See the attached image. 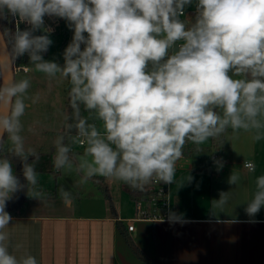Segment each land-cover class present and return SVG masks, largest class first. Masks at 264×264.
<instances>
[{
  "label": "clouds",
  "instance_id": "clouds-1",
  "mask_svg": "<svg viewBox=\"0 0 264 264\" xmlns=\"http://www.w3.org/2000/svg\"><path fill=\"white\" fill-rule=\"evenodd\" d=\"M192 3L0 0V16L29 26L0 31V151L8 145L0 157V264H38L30 254H11L5 231L13 220L6 211L13 194L27 190L34 198L43 196L36 191L39 154L26 149L22 135L30 80L11 74L12 63L24 55L36 72L70 84L71 114L54 141L53 165L74 171L80 184L97 177L134 190L173 184L187 142L201 145L229 129L233 136L242 131L264 140V0H197L194 21L182 20ZM45 17L65 20L73 32L63 64L44 58L53 43ZM12 158L22 163L24 183ZM215 164L217 170L223 167L221 160ZM243 167L255 171L252 162ZM239 179L233 171L228 183ZM57 191L65 205L72 203L70 191L63 186ZM229 195L220 192L211 202L213 212H223ZM262 207L264 174L256 177L245 213L255 217ZM168 220L185 222L172 211Z\"/></svg>",
  "mask_w": 264,
  "mask_h": 264
},
{
  "label": "crops",
  "instance_id": "crops-1",
  "mask_svg": "<svg viewBox=\"0 0 264 264\" xmlns=\"http://www.w3.org/2000/svg\"><path fill=\"white\" fill-rule=\"evenodd\" d=\"M58 33L64 36L63 44L73 36L65 20ZM29 66L28 74L18 75L24 78L36 73ZM249 162L255 164L254 172L241 164H223L219 170L203 164H177L167 215L175 212L185 222L174 223L168 218L136 220L132 231L127 230V220L136 218L137 203L121 181L98 177L109 188L116 216L109 202L97 193L99 187L94 180L93 186L80 185L70 205H65L59 195L47 200L51 204L46 200L20 204L23 195L19 194L20 201L12 198L6 207L13 218L5 229L9 252L18 258L30 254L38 264H145L130 248L128 238L156 264H264V207L255 217L245 213L256 177L264 174V164ZM233 171L240 176L235 185L228 183ZM222 191L230 193L228 202L223 212H213L211 202L218 200ZM80 196L89 201L81 204ZM18 205L22 206L20 211L9 212Z\"/></svg>",
  "mask_w": 264,
  "mask_h": 264
},
{
  "label": "rangeland",
  "instance_id": "rangeland-1",
  "mask_svg": "<svg viewBox=\"0 0 264 264\" xmlns=\"http://www.w3.org/2000/svg\"><path fill=\"white\" fill-rule=\"evenodd\" d=\"M194 18L190 20V22L194 21ZM50 38L53 43L46 52V55H44V58L46 60H55L56 62L63 64L62 54L71 39L69 42L63 44L65 39L61 33L53 34ZM15 77L16 79L23 78V76H19L18 74H16ZM24 78L30 80V88L28 89V96L30 99L27 101L30 104V107L26 109L25 115L21 118L24 125L22 135L25 139V147L26 149L32 148L37 153L42 152L43 154H51L52 163L49 172L44 174L38 173L39 183L36 191H41L43 193L42 197L34 198L32 197L33 193L31 191L28 195L27 190H23L13 194V198L15 202L18 203L20 201L18 200V195L20 194L24 197L26 195L27 197V199L24 197L21 198L22 201H20V204L26 200L27 203H38L36 201L46 200L45 202L47 204H51L49 201L59 195L57 189L60 186H63L66 190L70 191L74 197L81 190L80 185L87 188L88 184H92L91 181L86 184H80V177L74 171H57L53 165L55 153L54 141L62 132L65 117L68 116V86H70V84H68L67 80H50L44 74L38 72L31 73ZM32 99H35L34 103L32 102ZM81 114L85 117L89 116V113L85 112L83 108L81 109ZM89 122H92V120L90 119ZM96 122L99 126L100 122ZM30 128L33 130L29 131ZM219 141L220 138L211 139L204 144L198 145L193 154L179 160L177 164L181 166L194 164L197 167L203 164L205 166H210L211 168L217 167L215 164V161L217 160L223 161V164H235L238 166L240 164L243 165L244 162L252 160L255 161L257 166L258 164H264V140L254 141L249 133L242 131L236 136H233L229 129L228 132L224 134L223 144L220 145V150H217L216 145ZM7 147L8 145L6 142L5 148L7 149ZM74 151L78 153L83 152V147L75 146ZM213 153L215 155H212ZM177 164L176 166H178ZM15 174L20 178L22 183L25 182L21 171L15 172ZM91 186H93V184ZM98 191L97 193L101 194L102 198H104L103 192L99 189ZM48 199L49 201H47ZM79 201H81V204H84L86 201H89V199H86L85 196H80ZM16 209L17 211H20L22 206L18 205Z\"/></svg>",
  "mask_w": 264,
  "mask_h": 264
},
{
  "label": "built area",
  "instance_id": "built-area-1",
  "mask_svg": "<svg viewBox=\"0 0 264 264\" xmlns=\"http://www.w3.org/2000/svg\"><path fill=\"white\" fill-rule=\"evenodd\" d=\"M196 2L186 6L184 10V16L181 17L182 20L190 22L196 15ZM45 24L53 29L51 35L57 34L63 26V19L59 18H48L45 17ZM7 29L8 31L14 32L17 27L21 30L28 28L26 23L19 22L17 18L7 15ZM37 35L42 34L37 32ZM28 56L24 55L15 60L12 63V70L14 75L16 74H28L31 71V66L28 63ZM187 157L184 154L181 159ZM180 159V160H181ZM170 185L164 183H151L147 185L143 190H134L129 187V191H132V197L136 204V218L127 220V230L132 231L134 229V223L136 220H161L167 219V210L169 204L170 195ZM146 205V206H145ZM150 206V209L147 208ZM163 211L162 214L158 213Z\"/></svg>",
  "mask_w": 264,
  "mask_h": 264
},
{
  "label": "trees",
  "instance_id": "trees-1",
  "mask_svg": "<svg viewBox=\"0 0 264 264\" xmlns=\"http://www.w3.org/2000/svg\"><path fill=\"white\" fill-rule=\"evenodd\" d=\"M8 27L9 26H7V16H0V29H1V31L5 30V29L8 30L7 29ZM28 63H29V61H28ZM0 83H2V81H0ZM69 91H70V86H68V93H69ZM67 107H68V116H70V114H71L70 97H68ZM223 139H224V135L220 137V141L216 145L217 150H220L219 148H220V145L223 144ZM209 140H211V139H209ZM197 146L198 145H195L191 142H187L184 146V154L186 156H189L190 154L194 153ZM38 154H39L40 159H39V162L36 164L37 173L44 174V173L49 172V169H50V166L52 163L51 162V154H43L41 152H38ZM4 155H7V149L6 148L4 151H0V157H3ZM212 155H215V154L213 153ZM31 160H32V158L30 157L29 162H31ZM12 164H13V169L15 172L21 171L22 163L18 158H12ZM94 182L99 187V190H101L103 192V196H104L105 200L107 202H109L108 204H109V207H110V210H111L113 216H116L117 214H116L115 207L113 204L114 202H112L110 191H109V188L107 187L106 183H103V179L98 178V177L94 178ZM129 193L132 194L133 192L129 191ZM24 198L27 199L26 195ZM9 212L13 213V214L17 213V209L9 210ZM119 230L123 234V236L127 238V235L125 234L124 229H123L121 224H119ZM127 241H129L128 244H129L130 248L133 250V252L137 255V257L140 260L144 261L145 264H156V263H154V261H151L147 257H145V255L138 249V247L135 246L133 241L129 240L128 238H127Z\"/></svg>",
  "mask_w": 264,
  "mask_h": 264
},
{
  "label": "water",
  "instance_id": "water-1",
  "mask_svg": "<svg viewBox=\"0 0 264 264\" xmlns=\"http://www.w3.org/2000/svg\"><path fill=\"white\" fill-rule=\"evenodd\" d=\"M0 31H1V29H0ZM11 74L14 75L13 70H12V65H11ZM14 76H15V75H14Z\"/></svg>",
  "mask_w": 264,
  "mask_h": 264
}]
</instances>
